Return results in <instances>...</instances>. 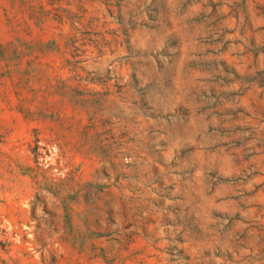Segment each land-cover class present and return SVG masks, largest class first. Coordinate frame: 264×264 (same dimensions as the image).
I'll use <instances>...</instances> for the list:
<instances>
[{"label":"rangeland","instance_id":"374dc122","mask_svg":"<svg viewBox=\"0 0 264 264\" xmlns=\"http://www.w3.org/2000/svg\"><path fill=\"white\" fill-rule=\"evenodd\" d=\"M0 264H264V0H0Z\"/></svg>","mask_w":264,"mask_h":264}]
</instances>
